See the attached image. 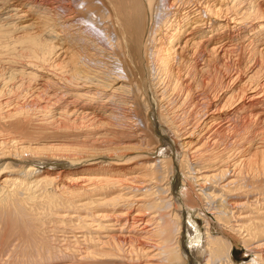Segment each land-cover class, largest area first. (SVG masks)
<instances>
[{
  "label": "bare ground",
  "instance_id": "6f19581e",
  "mask_svg": "<svg viewBox=\"0 0 264 264\" xmlns=\"http://www.w3.org/2000/svg\"><path fill=\"white\" fill-rule=\"evenodd\" d=\"M206 211L264 264V0H0V264H238Z\"/></svg>",
  "mask_w": 264,
  "mask_h": 264
},
{
  "label": "rangeland",
  "instance_id": "374dc122",
  "mask_svg": "<svg viewBox=\"0 0 264 264\" xmlns=\"http://www.w3.org/2000/svg\"><path fill=\"white\" fill-rule=\"evenodd\" d=\"M159 131H161L162 132V129L160 128L159 129ZM237 131H235V133H236ZM231 132L229 131V134H230ZM234 134V133H233ZM230 135H232V134H230ZM172 155V157H173V155H174V159L176 160L177 158L176 157H178L175 153H173V154H171ZM90 157V156H89ZM99 158V159H98ZM104 158H102V157H94V158H92L91 160H97L96 162H98V161H100V160H103ZM90 160V161H91ZM77 161H79V160H77ZM78 165H81V163H79ZM47 167V166H46ZM56 168H59V169H65L66 167H64L63 165H57V166H55ZM62 167V168H61ZM47 168H49V167H47ZM176 173L177 174H179L178 176H174L173 178H172V181L173 182H175V184L177 183V188H178V190H180L182 187H183V181H182V177H181V174L180 173H178V171L176 170ZM176 174V175H177ZM174 179V180H173ZM205 218H204V217ZM206 216H207V218L211 221V222H214V219H213V216L209 213V212H203V214H202V216H200V217H196L193 213H192V218H194L196 221H197V224L199 225L198 226V229H197V231H199L200 233H202V232H204L205 230L203 229L204 228V221H203V218L204 219H207L206 218ZM186 221H187V219H186ZM204 230V231H203ZM212 232H213V234H216V233H220V232H222L226 237H229V239L233 242V253H234V261H236V263H238V264H240V263H243V262H250L251 260H252V252L249 250V249H246L243 245H242V243H241V240L239 239V238H237L232 232H229V231H227V230H225L224 228H223V230H222V228L220 227V226H218L217 225V223H215L214 222V225H213V223H212ZM68 235H71V234H68ZM183 240V243L186 241V238H185V236L183 237V236H181V241ZM184 245H185V243H184ZM184 245H182L181 244V246L183 247ZM186 246V245H185ZM186 248H187V246H186ZM182 250L183 251H185V249L184 248H182ZM189 264V263H188Z\"/></svg>",
  "mask_w": 264,
  "mask_h": 264
}]
</instances>
